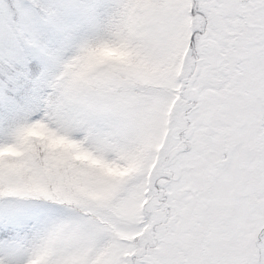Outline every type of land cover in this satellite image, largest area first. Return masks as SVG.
<instances>
[{"label":"snow or ice","instance_id":"6c2138e0","mask_svg":"<svg viewBox=\"0 0 264 264\" xmlns=\"http://www.w3.org/2000/svg\"><path fill=\"white\" fill-rule=\"evenodd\" d=\"M0 264H264V0H0Z\"/></svg>","mask_w":264,"mask_h":264}]
</instances>
